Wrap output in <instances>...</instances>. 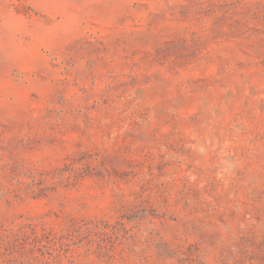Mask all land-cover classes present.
Returning <instances> with one entry per match:
<instances>
[{
	"label": "rangeland",
	"instance_id": "1",
	"mask_svg": "<svg viewBox=\"0 0 264 264\" xmlns=\"http://www.w3.org/2000/svg\"><path fill=\"white\" fill-rule=\"evenodd\" d=\"M0 264H264V0H0Z\"/></svg>",
	"mask_w": 264,
	"mask_h": 264
}]
</instances>
